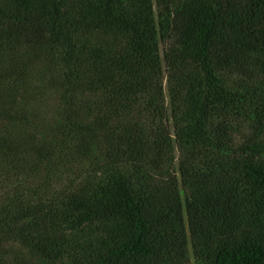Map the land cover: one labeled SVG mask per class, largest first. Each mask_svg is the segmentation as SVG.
I'll use <instances>...</instances> for the list:
<instances>
[{
  "label": "trees",
  "instance_id": "1",
  "mask_svg": "<svg viewBox=\"0 0 264 264\" xmlns=\"http://www.w3.org/2000/svg\"><path fill=\"white\" fill-rule=\"evenodd\" d=\"M0 264H264V0H0Z\"/></svg>",
  "mask_w": 264,
  "mask_h": 264
},
{
  "label": "rangeland",
  "instance_id": "2",
  "mask_svg": "<svg viewBox=\"0 0 264 264\" xmlns=\"http://www.w3.org/2000/svg\"><path fill=\"white\" fill-rule=\"evenodd\" d=\"M161 51L163 50V44H161ZM163 79H164V83H165V73H164V77H163Z\"/></svg>",
  "mask_w": 264,
  "mask_h": 264
}]
</instances>
